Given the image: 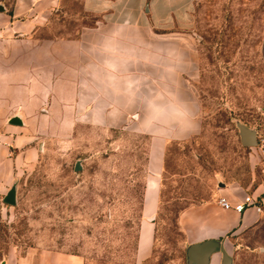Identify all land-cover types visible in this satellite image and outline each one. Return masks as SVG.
Wrapping results in <instances>:
<instances>
[{
    "label": "rangeland",
    "instance_id": "obj_1",
    "mask_svg": "<svg viewBox=\"0 0 264 264\" xmlns=\"http://www.w3.org/2000/svg\"><path fill=\"white\" fill-rule=\"evenodd\" d=\"M16 2L0 0L9 12ZM29 2L33 6L17 18L33 20L38 39L77 37L100 18L82 0ZM194 31L190 46L197 67L191 80L202 108L201 128L190 138L167 142L156 211L142 213L148 148L156 140L140 126L146 124L147 99L164 88L147 82L141 105L128 109L121 95L107 116L101 86L91 96L77 87L79 98L63 86L38 111L45 117L33 131L36 158L7 188L15 184L16 202L3 200L7 190L0 193V264H43L53 252L81 264H188L179 213L216 198L221 182L245 180V150L252 146L241 143L237 122L256 129L257 145L263 141L264 0L199 2ZM134 112L141 113L139 120ZM146 219L153 233L143 255L138 237ZM229 252V264H264V242L239 240Z\"/></svg>",
    "mask_w": 264,
    "mask_h": 264
},
{
    "label": "crops",
    "instance_id": "obj_2",
    "mask_svg": "<svg viewBox=\"0 0 264 264\" xmlns=\"http://www.w3.org/2000/svg\"><path fill=\"white\" fill-rule=\"evenodd\" d=\"M204 1L210 0H82L86 11L100 17L94 26L74 38L55 35L41 39L33 36V20L17 18L33 6L32 2L17 0L12 12L0 3V193L36 158L33 131L41 128L38 120L45 117L38 111L51 95L62 93L60 88L70 86L73 90L67 94L79 98L77 87L91 96L93 88L101 86L104 110L110 116L109 109L118 105L117 97L121 95L126 97L128 109L141 105L142 88L150 82L164 88V97L179 95L189 101L196 113V128L186 134H178L185 121L179 108L161 111L155 122L140 126L156 140L148 148L146 166L150 174L145 180L142 206L144 216L152 215L158 206V176L164 166L167 142L190 138L201 128L202 108L191 80L197 62L190 44L196 36V4ZM114 33L115 41L102 50ZM126 48L135 49L137 63L124 70L121 61L127 56ZM14 114L20 115L22 124L10 122ZM132 116L139 120L141 113ZM157 125L162 129L157 130ZM259 149L257 145L245 150L250 162L245 180L235 179L225 185L221 182L216 198L191 204L179 213L178 223L190 258L199 264H228L229 248L239 240L264 242V158ZM246 194L263 209L258 211L251 205L237 211L217 202L220 195L234 203ZM152 233V222L143 220L138 237L140 254L148 251ZM43 264L81 263L72 256L53 252Z\"/></svg>",
    "mask_w": 264,
    "mask_h": 264
},
{
    "label": "clouds",
    "instance_id": "obj_3",
    "mask_svg": "<svg viewBox=\"0 0 264 264\" xmlns=\"http://www.w3.org/2000/svg\"><path fill=\"white\" fill-rule=\"evenodd\" d=\"M115 33L112 38L107 39L104 44L101 46L102 50L105 48L107 44L114 42ZM127 56L124 60L121 61V66L124 70H127L130 64H135L137 61L135 60V49L134 48H126ZM147 115L145 116L144 123H152L155 122L156 116L161 111H170L176 108H179L184 117L185 121L181 125L178 134H186L192 132L196 128V113L191 105V103L179 95H173L171 97H164L161 93L155 94L151 96V98L147 99Z\"/></svg>",
    "mask_w": 264,
    "mask_h": 264
},
{
    "label": "water",
    "instance_id": "obj_4",
    "mask_svg": "<svg viewBox=\"0 0 264 264\" xmlns=\"http://www.w3.org/2000/svg\"><path fill=\"white\" fill-rule=\"evenodd\" d=\"M0 8H2V5H0ZM10 122L20 124L22 123V120L20 118L19 114H14ZM238 126V132L240 135V140L243 145L246 146H255L258 144V137H257V131L256 129L247 126L246 124L242 122H237ZM78 162L75 165V168H79ZM3 200L6 201L7 203L14 204L16 202V186L14 183L11 184L10 188L6 191V193L3 196ZM187 262L188 264H191V252L189 251V248H187ZM210 250H207L206 254H209ZM193 264H199V261L197 260H192ZM230 263V262H229ZM228 263V264H229Z\"/></svg>",
    "mask_w": 264,
    "mask_h": 264
},
{
    "label": "built area",
    "instance_id": "obj_5",
    "mask_svg": "<svg viewBox=\"0 0 264 264\" xmlns=\"http://www.w3.org/2000/svg\"><path fill=\"white\" fill-rule=\"evenodd\" d=\"M262 144L260 145L259 154L262 158H264V138H262ZM217 202L224 208H233L237 211H243L246 207L254 205L258 211H261L263 208L262 206L257 203L253 197L249 194H246L244 198L237 202H230V200L224 196L220 195L217 198Z\"/></svg>",
    "mask_w": 264,
    "mask_h": 264
}]
</instances>
